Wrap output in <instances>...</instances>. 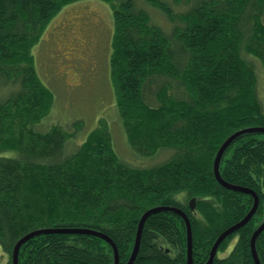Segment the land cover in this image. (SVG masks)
<instances>
[{
  "label": "trees",
  "instance_id": "16d2710c",
  "mask_svg": "<svg viewBox=\"0 0 264 264\" xmlns=\"http://www.w3.org/2000/svg\"><path fill=\"white\" fill-rule=\"evenodd\" d=\"M77 1L0 0L5 264H14L21 239L43 229L105 233L117 244L120 263L127 264L142 217L160 207L188 215L194 264H207L219 237L255 203L252 195L222 186L214 165L233 134L264 127V0H101L114 14L110 78L124 147L131 148L124 153L105 120L71 151L67 130L40 126L54 94L37 71L33 49L62 9ZM159 153L168 158L155 165L134 161ZM220 172L230 184L257 192L260 205L252 220L222 243L214 264H256L251 242L264 224V133L238 137ZM256 248L264 264V232ZM19 264H115V253L97 236L42 234L22 245ZM134 264H188L185 220L170 211L151 215Z\"/></svg>",
  "mask_w": 264,
  "mask_h": 264
},
{
  "label": "rangeland",
  "instance_id": "374dc122",
  "mask_svg": "<svg viewBox=\"0 0 264 264\" xmlns=\"http://www.w3.org/2000/svg\"><path fill=\"white\" fill-rule=\"evenodd\" d=\"M151 11L159 23L166 25L156 10ZM114 30L113 9L108 3L81 0L62 9L33 49L37 71L54 94L52 110L40 126L48 129L59 124L67 130L71 134L70 151L81 146L101 120L107 121L114 133L115 146L120 151L125 148L126 139L110 78ZM260 94L264 98V68L260 72ZM127 147L131 151L128 144ZM165 157L159 153L146 161L136 158L134 161L155 165L168 158ZM7 261L0 245V264Z\"/></svg>",
  "mask_w": 264,
  "mask_h": 264
},
{
  "label": "water",
  "instance_id": "95a60500",
  "mask_svg": "<svg viewBox=\"0 0 264 264\" xmlns=\"http://www.w3.org/2000/svg\"><path fill=\"white\" fill-rule=\"evenodd\" d=\"M247 133H264V127H254V128H248V129H244L241 130L235 134H233L220 148L216 160H215V174L216 177L218 179V181L225 186L226 188H230L236 191H241L247 194H250L254 197L255 199V203H254V207L253 209L250 211V213L238 224L232 226L231 228H229L228 230H226L217 240V242L215 243L212 252H211V256L209 261L207 262V264H214L215 259L217 257L218 251L220 246L222 245V243L232 234H234L236 231H238L239 229L243 228L244 226H246L250 220L253 218V216L255 215L256 211L259 208L260 205V197L257 194V192H255L252 189L249 188H245V187H240V186H234L231 185L230 183L226 182L220 172V165H221V161L222 158L226 152V150L228 149V147L230 146V144L235 141L238 137L247 134ZM191 205V209L194 211L196 208V199H193L190 202ZM162 211H170V212H174L178 215H180L186 222V226H187V233H188V264H194V260H193V230H192V224H191V220L188 217V215L181 209L176 208V207H161V208H154L149 210L148 212L145 213V215L142 217L141 221H140V225H139V229H138V234H137V241H136V245H135V249L134 252L132 254L131 259L129 260V262L127 264H134V262L136 261L137 255L139 253V249L141 246V241H142V236H143V231H144V227L145 224L148 220V218L153 215L156 214L158 212H162ZM264 232V224L254 233L253 237H252V242H251V246H252V254L255 260L256 264H261L258 252H257V248H256V243L257 240L259 238V236ZM51 233H71V234H87V235H93V236H97L100 238H103L104 240H106L114 249V253H115V264H121L120 263V257H119V250L117 247V244L114 242V240L112 238H110L108 235H106L105 233L102 232H98V231H93V230H88V229H43V230H37L32 232L31 234L25 236L23 239H21L14 250V256H13V262L14 264H19V252L20 249L22 247V245L27 242L28 240H30L31 238L38 236V235H42V234H51Z\"/></svg>",
  "mask_w": 264,
  "mask_h": 264
},
{
  "label": "bare ground",
  "instance_id": "6f19581e",
  "mask_svg": "<svg viewBox=\"0 0 264 264\" xmlns=\"http://www.w3.org/2000/svg\"><path fill=\"white\" fill-rule=\"evenodd\" d=\"M228 139H229V138H228ZM233 142H234V141H233ZM233 142H232V143H233ZM232 143H231V144H232ZM231 144H230V145H231ZM226 182H227V181H226ZM228 183H229V182H228ZM221 185H222V184H221ZM231 185H233V184H231ZM222 186H223V185H222ZM234 186H236V185H234ZM224 187H225V186H224ZM240 187H241V186H240ZM225 188H226V187H225ZM227 189L232 190V191H236V190H233V189H230V188H227ZM236 192H241V191H236ZM242 193H244V192H242ZM160 208H161V207H160ZM162 212H163V211H162ZM256 212H257V211H256ZM158 213H159V212H158ZM253 217H254V216H253ZM251 220H252V219H251ZM251 220H250V221H251ZM218 252H219V251H218Z\"/></svg>",
  "mask_w": 264,
  "mask_h": 264
}]
</instances>
